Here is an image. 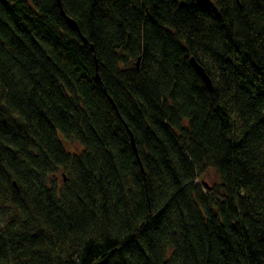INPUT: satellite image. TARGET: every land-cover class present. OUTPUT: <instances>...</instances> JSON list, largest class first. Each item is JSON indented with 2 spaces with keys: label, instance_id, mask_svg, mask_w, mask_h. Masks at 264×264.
Here are the masks:
<instances>
[{
  "label": "trees",
  "instance_id": "16d2710c",
  "mask_svg": "<svg viewBox=\"0 0 264 264\" xmlns=\"http://www.w3.org/2000/svg\"><path fill=\"white\" fill-rule=\"evenodd\" d=\"M0 264H264V0H0Z\"/></svg>",
  "mask_w": 264,
  "mask_h": 264
},
{
  "label": "water",
  "instance_id": "95a60500",
  "mask_svg": "<svg viewBox=\"0 0 264 264\" xmlns=\"http://www.w3.org/2000/svg\"><path fill=\"white\" fill-rule=\"evenodd\" d=\"M194 1H197L199 3H204V4H208L210 2V0H194ZM61 14L65 17L67 24L72 28V30L78 31V27H77L76 23L72 19L67 17L64 14L62 9H61ZM82 41L86 43L85 38H82ZM90 48H91V50L93 49L92 47H90ZM191 63L194 66V68L196 69V71L198 72V74L200 75V77L202 78V80L204 81V83L206 84V86L211 90L212 84H211V81H210L208 75L205 73L204 69L200 65H198V63L193 58L191 59ZM136 65L138 66V62ZM95 78H96V80H99V77L97 74H96ZM130 139H131L132 147L136 153V147H135L134 140H133V137L131 134H130Z\"/></svg>",
  "mask_w": 264,
  "mask_h": 264
},
{
  "label": "rangeland",
  "instance_id": "374dc122",
  "mask_svg": "<svg viewBox=\"0 0 264 264\" xmlns=\"http://www.w3.org/2000/svg\"><path fill=\"white\" fill-rule=\"evenodd\" d=\"M63 143L66 147V149L70 152H79V150H81V147L78 145V143L74 142V141H66L63 140ZM62 174V172L60 171L58 173V177H60ZM203 180L208 183L209 185H218L220 183L219 178L215 172L214 169L209 168L206 173L203 176Z\"/></svg>",
  "mask_w": 264,
  "mask_h": 264
}]
</instances>
